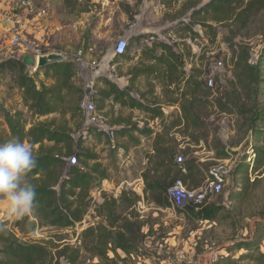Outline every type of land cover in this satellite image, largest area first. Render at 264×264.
Returning <instances> with one entry per match:
<instances>
[{
	"label": "rangeland",
	"instance_id": "1",
	"mask_svg": "<svg viewBox=\"0 0 264 264\" xmlns=\"http://www.w3.org/2000/svg\"><path fill=\"white\" fill-rule=\"evenodd\" d=\"M210 1L94 0L90 4L93 13L83 30L85 35L86 32L91 31L92 35L96 33L101 37L91 52L94 54V59L87 56L84 45L75 41L62 47L57 43L56 34L52 35V33L48 41L53 43L49 48L68 53L65 61H73L74 55L82 50L85 61L99 62L112 50L117 39L124 36L115 34L113 29L118 25L117 21L122 13H126L129 20L125 23L126 31L130 30L131 25L136 24L145 32L159 31L161 36L157 39L158 43L169 45L185 43L190 49H194V82L197 80L204 84L202 96L198 97L203 102L197 105L196 109L193 108L194 110L188 107L193 115L195 111L197 118L192 120L194 126L188 125L186 131L194 129L195 137L200 138L202 135L204 144L198 149L185 144L186 146L179 148L176 155L182 154L186 160L188 158L196 160L197 170L192 175H188L189 177L182 176L189 189L206 184L212 178V169L218 165L224 164L230 170L220 191L213 195L209 194L202 208H196L199 212L201 209L205 210L215 205L220 207L219 214L212 221L198 220L194 215H188L183 211L186 206L194 205L192 202H187L181 208L173 207L171 204L170 211L155 209L156 205L149 199H144L141 206L140 198L130 205L134 195L145 196V174L148 173L152 177L150 181L158 178L154 172H150L158 159L156 160L150 152L148 141H145L144 146L130 152L121 150V147L125 146L124 143L130 146L143 143L137 137L134 139L129 137L130 139L124 141L122 136L116 134L115 142H111L107 136L97 135V137L92 133V137L83 139L82 142L83 145L91 144L92 147L89 149L98 155V160L104 168L109 169L110 185L107 186L116 194L111 197L119 199L126 191L130 201L118 204L112 220H118L116 226H123L128 222L140 226L142 235L138 242L140 248L130 257H126L122 251H119L121 257H115L114 253L109 252L113 262L100 261L85 250L82 244V232L85 229L92 225L108 224L106 218L99 214V209L95 212H89V209L86 211L84 215V218L88 216L86 224H76L65 229L40 227L33 233H23L14 227L16 221L7 220L4 205L0 202V223L12 230L22 242H37L46 247L50 255L45 264H64L63 258L70 260V264H219L223 261L222 257L228 256V251L223 249L224 246L232 242L244 243L246 240L255 242L256 250L264 253V155L257 150L261 142L250 129L253 125L261 126L260 124L264 123L258 120L253 124L250 121L253 113L264 117V82L256 83L249 79L246 74L247 67L243 66L242 61V65L238 66L241 57L246 56L245 51L249 59L252 56L259 59V54L263 51L264 8L253 10L248 16L246 15L248 17L246 23L243 21L246 16L243 20L239 19L242 8L237 9L229 20L217 21L213 19V13L194 17L193 13ZM193 2L197 4L193 6ZM247 3L248 0L244 1L243 6ZM140 16H145L146 19L141 21ZM198 20H205L207 27L194 23ZM192 23L194 24L191 28ZM28 40L36 42L34 36ZM55 44L57 45L54 46ZM131 46L136 48L138 44L133 43ZM25 52L22 51L15 56L22 58ZM212 71H215V80L218 82L216 91L208 90L205 85V79ZM242 73L244 76H241ZM108 74L109 71L104 70L101 76H109ZM35 79L40 85L38 76L35 75ZM78 79V83L86 88L85 79L80 76ZM96 79L95 87H97ZM1 107L11 111L22 110L28 119V127L30 122L39 120L32 118L23 104L22 92L12 86L11 76L4 72L0 73ZM74 114L72 119H70L71 114L66 113L40 120L56 118L60 123L66 121L68 127L73 128L76 134L83 126L84 120L78 107ZM2 117L3 113L0 111V118ZM169 127L170 124H167V130L170 131ZM1 131H8L3 118L0 119ZM170 138L172 139L169 141H177L175 137ZM182 142L186 143L183 139ZM169 148L170 152H174L173 147ZM222 150L228 153L226 158H221ZM239 169L243 173L238 174ZM171 199L176 201L175 196ZM67 244L80 249L77 259H73L69 253L66 257L60 254V250ZM213 251L220 252L218 263L210 261V254ZM248 253L245 247L235 254L245 256ZM238 262L253 264L246 257ZM221 264L230 263L224 261Z\"/></svg>",
	"mask_w": 264,
	"mask_h": 264
},
{
	"label": "trees",
	"instance_id": "2",
	"mask_svg": "<svg viewBox=\"0 0 264 264\" xmlns=\"http://www.w3.org/2000/svg\"><path fill=\"white\" fill-rule=\"evenodd\" d=\"M79 1L65 0V3L69 7L74 8L79 4ZM84 1L87 5V2L91 0ZM244 1L246 0H211L201 9L195 11L193 15L198 17L202 14L213 13V19L223 21L231 19L232 14L237 9L242 8L239 12V19L243 20L244 16H248L251 11L264 8V0H248L247 5L243 6ZM196 4V2L192 3L193 6ZM247 16L243 20L244 23L247 22ZM194 23L202 25V27H207L208 25L205 20H198ZM194 23L190 24L191 28ZM244 53L246 56L241 57L238 66L242 65V61L244 63L243 66L247 67L246 74L249 79L256 83L259 81L264 82V78H262L264 77V48L260 52L256 64H251L249 58H247V52L245 51ZM23 58L24 56L22 58L9 56L0 60V73L4 72L11 76L12 86L22 92L23 104L32 118L39 119L52 114L65 115L70 113V119H72L77 107L78 111L80 110V102L85 96V88L78 83L79 79L75 63L71 60H66L53 63L45 68H39L40 71H45L47 78L51 77L55 81L52 85L41 84L39 86L35 75L30 74L28 66L23 62ZM241 76H244V73ZM203 85L202 82L194 83L195 98L185 108L186 112L190 111L188 107L196 109L197 105L202 104L203 100L197 97L202 96ZM115 94L116 100H120L125 96V91L116 89ZM133 106L141 107V104L134 103ZM151 110L155 112L156 116L162 117L164 115L161 108H152ZM0 111L3 113L2 118L8 126L7 132H0V143L6 142L12 137H19L33 146L37 158V167L30 173L29 179L36 186V199L39 206L31 217L16 221L14 227L23 233H33L40 227L65 229L81 222L90 206L91 190L96 186V183L109 177L107 168H104L100 162H95L92 166L89 165V161L98 160V155L91 150L82 149L83 139L76 140L73 137V128L68 127L66 121L59 123L56 118L49 121L38 120L30 122L28 127V119L22 110L11 111L8 108L1 107ZM193 112L194 115L191 111L188 115L195 120L197 116L195 111ZM258 120L264 122V117L256 113L250 116V121L253 124ZM260 125L251 127L250 123V129L256 135L257 140L261 142V146L257 150L264 155V123ZM171 139L169 136L167 138L164 135L161 139L157 138L155 142L159 143L161 141L169 144L156 150L159 158L150 172H154V175L158 176V178L150 181L152 177L148 173L145 174V199H149L155 205L161 207L171 206L168 194L169 188L178 179L184 181L182 176L186 178L197 170L196 160L190 158L185 160L184 164L187 172L183 173L181 171V165L176 161V153L179 151L177 149L178 143L177 141H169ZM169 147H173L174 152H170ZM223 148L225 147L223 146ZM76 150L79 152L77 153ZM222 151L221 158H226L228 153L224 150ZM73 155L77 156L79 165L67 166L64 158ZM237 172L238 174L243 173L240 169ZM174 173L176 174L174 175ZM135 196L131 202L127 198L126 191L123 192L119 199L106 197L98 211L101 216L106 218L108 224L92 225L82 232L83 248L100 261L113 262L109 252L114 253L115 257H121L119 251H122L126 257H130L140 248L138 244L142 238L140 226L137 227V224L133 222L123 224V226H116L115 223L118 220H112L118 204L128 201L131 205L136 199L140 198ZM183 211L188 215H194L198 220L212 221L219 214L220 207L211 205L205 210L201 209L198 212L196 205L192 204L186 206ZM0 245V264H45L50 255L49 250L37 242H22L9 228L5 232H0ZM245 247L249 251L248 254L245 256L244 254L242 256L235 254ZM223 249L228 251V256L226 258L222 257V262L241 264L238 261L246 257L253 264H264V253H259L256 250L255 242L251 240H246L244 243L232 242L224 246ZM79 252V248L69 244L60 250V254L66 257V254L68 255L69 253L73 259H77ZM222 262H219V264Z\"/></svg>",
	"mask_w": 264,
	"mask_h": 264
},
{
	"label": "crops",
	"instance_id": "3",
	"mask_svg": "<svg viewBox=\"0 0 264 264\" xmlns=\"http://www.w3.org/2000/svg\"><path fill=\"white\" fill-rule=\"evenodd\" d=\"M82 1L80 0L79 4L72 8L65 3V0H33L32 7L24 8L22 7V0H4L0 9V60L18 55L22 51L25 52L28 38H32V36L35 39L47 40L49 45H52L53 43L48 41L51 33L52 35L56 34L57 43L58 45L61 44L62 47L71 44L73 41L84 45L87 56L94 59V54L91 52L101 37L96 33L92 35L91 31L86 32L85 35L83 31L93 13L90 4L94 0L87 2V5L84 0ZM42 8H48L49 15L47 18L39 16ZM128 21L126 13H122L121 18L117 21L118 25L113 29L115 34L125 36L127 34L125 23ZM112 22H115L114 18ZM14 31L21 35L22 42L20 45L10 44ZM137 38L130 39V48L125 55L118 58H107L105 70L109 71V76L99 75L96 77L97 87L94 86L92 90L93 100L98 108L106 113L110 123L116 127V133L122 136L124 141L137 137L140 142H143L137 146L124 143L125 146H122L121 150L132 152L142 145L144 146L145 141H148L149 150L157 160L159 156H157L156 150L169 145L161 141L155 143L157 138L161 139L164 135L175 137L179 142L178 150L186 145L197 149L203 147L202 135L198 138L194 135V129L186 131L187 126H194V123H192L193 119L185 111V108L194 101V83L200 82L197 80L194 82V49H190L185 43L169 45L158 43L159 40L151 45H141L139 38ZM186 40L187 38L184 39V41ZM133 43H137L138 46L133 48L131 46ZM25 55L27 52L23 54V56ZM36 76L40 79V85L55 83L54 79L45 76L44 70L40 71L39 69ZM116 89L125 91V96L120 100L115 98ZM134 103L141 104V107H134ZM152 108H161L164 115L162 117L156 116L155 112L151 110ZM58 115L49 116L56 117ZM49 116L40 117L39 121H46ZM41 118L47 119L40 120ZM52 119L55 118H50V120ZM167 124H170V131L167 130ZM182 139L186 143H181ZM48 144L51 145L52 143ZM82 147L84 150L93 152L92 149H89L92 147L89 143L82 145ZM95 162H99V160H91L89 165L92 166ZM107 173L109 174L108 168ZM109 178L110 175L107 179L96 184H103L108 191L113 192L107 186L110 185ZM143 198L145 199V196ZM156 207L155 209L170 211V206L156 205Z\"/></svg>",
	"mask_w": 264,
	"mask_h": 264
},
{
	"label": "built area",
	"instance_id": "4",
	"mask_svg": "<svg viewBox=\"0 0 264 264\" xmlns=\"http://www.w3.org/2000/svg\"><path fill=\"white\" fill-rule=\"evenodd\" d=\"M4 0H0V9L3 5ZM33 0H22V7L24 8H30L32 7ZM49 15L48 8H42L39 12V16L41 18H47ZM146 16V15H145ZM141 17V21L145 20L146 18ZM48 30V28H47ZM56 30H59V28H56ZM161 36L159 31H146L143 28L138 27V25L133 24L130 27V30L127 31V34L125 36H122L121 38L117 39L114 47L110 52L106 55L105 58L101 59L99 62L93 61V62H87L84 60V53L82 50L77 52L74 56L73 62L77 65L78 68V75L85 79L87 87L85 88V96L80 102V110L83 117V126H81V129L76 133L73 134V137L76 140L87 139L92 133L107 136L111 142H115L116 139V127L113 126L106 113L98 108L95 101L92 99V90L94 87V79L101 75L103 71L105 70L107 58H118L127 53V51L130 48V39L134 37L139 38V43L141 45H151L153 44L158 38ZM22 42L21 35L19 32L14 31L12 33V44L13 45H20ZM49 43L47 40L43 39H36V42H30L27 41L25 48L27 55H30L34 58L35 63L32 66H28V70L30 74L36 75L39 71L38 62L39 59L42 56L51 54V53H57L61 54L64 59L67 58V54L64 51H57L54 48H49ZM109 56V57H107ZM249 62L251 64H256L258 62V58L255 56H252L249 59ZM104 63L103 65H101ZM219 65V63H218ZM215 71H212L207 78L205 79V85L208 89L216 91L218 89V82L215 80ZM91 89V93L88 94L87 90ZM67 162V166L72 165H79L78 158L76 155L69 156L64 158ZM185 160L186 158L181 154L178 155L176 158V161L181 165V171L183 173L187 172V169L185 167ZM230 170L227 168L226 165L221 164L216 167H214L211 171L212 178L208 180L206 184L203 186L189 189L185 185L184 181L182 179H178L173 186L169 188L168 194H171L170 202L173 207L181 208L187 202H192L194 205H196L197 209L202 208L203 203L207 201V197L209 194H216L220 191L221 187L224 185L227 175L229 174ZM142 191V190H141ZM112 195L116 196L114 192L108 191L103 184L99 185L96 184V186L91 190L90 193V206H89V212H95L99 207L104 203L106 197H111ZM175 196V200L173 201L171 197L173 198ZM144 198L143 196L140 198L139 205H143ZM87 217L80 222L77 223L78 225L86 224ZM220 252L219 251H213L210 254V261L211 263H216L219 260ZM65 263L64 264H70V260L63 258ZM63 261V262H64ZM200 264V263H198Z\"/></svg>",
	"mask_w": 264,
	"mask_h": 264
},
{
	"label": "clouds",
	"instance_id": "5",
	"mask_svg": "<svg viewBox=\"0 0 264 264\" xmlns=\"http://www.w3.org/2000/svg\"><path fill=\"white\" fill-rule=\"evenodd\" d=\"M37 167L33 146L19 137L0 143V202L8 221L31 217L38 209L36 186L29 175ZM7 226L0 223V232Z\"/></svg>",
	"mask_w": 264,
	"mask_h": 264
},
{
	"label": "water",
	"instance_id": "6",
	"mask_svg": "<svg viewBox=\"0 0 264 264\" xmlns=\"http://www.w3.org/2000/svg\"><path fill=\"white\" fill-rule=\"evenodd\" d=\"M64 61V57L61 54H57V53H51L45 56H42L39 59L38 62V67L39 68H45L48 67L49 65L53 64V63H57V62H63ZM23 62L27 65V66H32L35 63V60L32 56L30 55H25L23 58ZM104 63H102L101 65H103ZM87 93L90 94L91 93V89L87 90Z\"/></svg>",
	"mask_w": 264,
	"mask_h": 264
}]
</instances>
